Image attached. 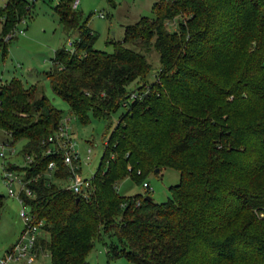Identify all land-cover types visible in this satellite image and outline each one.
Masks as SVG:
<instances>
[{
    "label": "trees",
    "instance_id": "16d2710c",
    "mask_svg": "<svg viewBox=\"0 0 264 264\" xmlns=\"http://www.w3.org/2000/svg\"><path fill=\"white\" fill-rule=\"evenodd\" d=\"M71 1L54 7L76 37L71 50L54 51L49 89L80 121L87 111L99 119L123 111L81 198L61 185L69 173L60 152L44 154L61 112L34 85L0 84V142L23 140L26 161L3 166L29 180L31 196L20 197L42 221L35 253L46 251L49 264H86L99 241L107 261L264 264V0H159L152 19L124 29L122 42L138 51L114 43L110 53L92 48L96 35ZM27 12V0H1V43ZM149 48L158 56L150 81ZM135 80L142 84L127 89ZM132 91L140 96L128 101ZM164 167L178 173L165 201L116 193L123 177L141 185Z\"/></svg>",
    "mask_w": 264,
    "mask_h": 264
},
{
    "label": "rangeland",
    "instance_id": "374dc122",
    "mask_svg": "<svg viewBox=\"0 0 264 264\" xmlns=\"http://www.w3.org/2000/svg\"><path fill=\"white\" fill-rule=\"evenodd\" d=\"M59 0H27L28 12L12 30V38L0 42V84L11 79L20 82L23 88L32 85L46 97L48 102L61 112L67 132L74 142L73 150L77 154L79 173L83 178H89L95 171L100 157L107 132L115 124L123 109L117 108L109 115L108 119L94 117L90 111L86 112L85 120L80 121L70 113L65 102L52 95L44 73L52 69L51 59L54 51L64 48L71 50L69 43L75 39V33H65L60 25L54 7ZM159 0H78L75 10L79 11L81 18L86 19V26L96 35L92 48L106 53L112 52L114 43H121L125 48L138 51L133 42H122L124 29L144 17L152 19L154 14L152 5ZM1 4V0H0ZM98 14H102L100 17ZM175 29L174 20L167 23V30ZM21 30L18 34L16 31ZM3 39V37H2ZM145 58L150 64L146 76L152 80L153 73L158 67L157 53L153 48L145 52ZM142 83L135 80L127 89L138 87ZM109 128V129H108ZM2 134L0 133V141ZM23 140L15 142L10 148H3V159L0 158V195L4 197L0 208V256L14 244L21 230L22 223L18 217L20 206L18 202L7 195L2 180V165H24V158L20 155ZM11 149V152H10ZM89 149L88 159L84 160L85 151ZM149 190L135 184L125 176L114 185L119 196L146 195L155 203H161L170 197L168 188L178 181V173L171 168H161L157 172H150L145 177ZM66 182H61L64 186ZM14 194L16 187L11 186ZM26 211V209H24ZM44 238H47L43 234ZM105 241L107 238L105 237ZM86 264H132L124 258L106 261L103 246L95 241L91 251L85 258ZM7 264H27L24 260L8 261ZM29 264H49L46 251L38 252Z\"/></svg>",
    "mask_w": 264,
    "mask_h": 264
},
{
    "label": "built area",
    "instance_id": "2783aa9c",
    "mask_svg": "<svg viewBox=\"0 0 264 264\" xmlns=\"http://www.w3.org/2000/svg\"><path fill=\"white\" fill-rule=\"evenodd\" d=\"M78 4V0H72L70 3V7L75 9ZM100 17L102 14H98ZM22 22V20H21ZM18 34H21V30L16 31ZM8 35L3 39H7ZM138 92V91H137ZM140 94L132 91L128 95V101H131L134 98H138ZM67 118L61 121L56 131L49 135L46 138V143L50 145L51 148H45L44 154L49 155L51 153H55L57 151L60 152V161L63 166L68 169V176L64 180L66 184L64 188L69 189L72 193L77 194L81 198H86L90 193V179L83 178L79 173V163L77 154L73 150L74 142H72L68 132L67 127L64 123ZM7 145L0 142V158L3 159V148ZM9 147V146H7ZM10 148V147H9ZM11 152V149H10ZM89 149H86L84 160L88 159ZM28 160V159H27ZM55 164L53 161H48L46 163V173L52 171L54 169ZM138 173V172H137ZM23 172H17L5 169L2 165V180L6 189V193L8 196L13 197L20 206L18 211V217L22 223V230L14 242V244L5 252L3 256H0V264H7L8 261H18L24 260L27 264L33 261L35 257V249L34 244L37 237L41 233L40 226L42 225L41 220H36L33 215L29 212L27 206L24 204L20 194L22 193L24 196L30 197L31 191L25 185L29 180H23ZM14 185L16 187L15 194L11 188ZM141 186L145 190L148 189V185L146 182H142ZM26 209V211L24 210Z\"/></svg>",
    "mask_w": 264,
    "mask_h": 264
},
{
    "label": "water",
    "instance_id": "95a60500",
    "mask_svg": "<svg viewBox=\"0 0 264 264\" xmlns=\"http://www.w3.org/2000/svg\"><path fill=\"white\" fill-rule=\"evenodd\" d=\"M144 199H150V198L146 196V197H144Z\"/></svg>",
    "mask_w": 264,
    "mask_h": 264
},
{
    "label": "crops",
    "instance_id": "0c3cea01",
    "mask_svg": "<svg viewBox=\"0 0 264 264\" xmlns=\"http://www.w3.org/2000/svg\"><path fill=\"white\" fill-rule=\"evenodd\" d=\"M78 5V4H77ZM38 254V253H37ZM37 254L35 255V257L37 256ZM107 261V260H106Z\"/></svg>",
    "mask_w": 264,
    "mask_h": 264
}]
</instances>
